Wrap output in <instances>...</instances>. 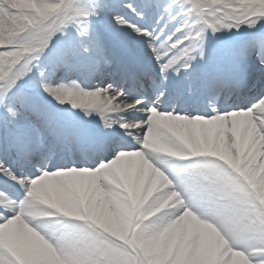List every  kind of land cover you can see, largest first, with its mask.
I'll return each mask as SVG.
<instances>
[{
    "label": "snow or ice",
    "instance_id": "snow-or-ice-1",
    "mask_svg": "<svg viewBox=\"0 0 264 264\" xmlns=\"http://www.w3.org/2000/svg\"><path fill=\"white\" fill-rule=\"evenodd\" d=\"M0 264H264V0H0Z\"/></svg>",
    "mask_w": 264,
    "mask_h": 264
}]
</instances>
